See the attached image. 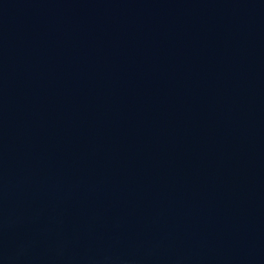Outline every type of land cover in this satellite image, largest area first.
<instances>
[{
	"label": "water",
	"instance_id": "1",
	"mask_svg": "<svg viewBox=\"0 0 264 264\" xmlns=\"http://www.w3.org/2000/svg\"><path fill=\"white\" fill-rule=\"evenodd\" d=\"M0 264H264V0H0Z\"/></svg>",
	"mask_w": 264,
	"mask_h": 264
}]
</instances>
